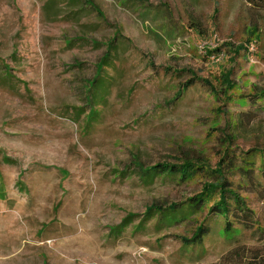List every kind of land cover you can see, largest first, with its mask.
Listing matches in <instances>:
<instances>
[{
  "label": "rangeland",
  "instance_id": "1",
  "mask_svg": "<svg viewBox=\"0 0 264 264\" xmlns=\"http://www.w3.org/2000/svg\"><path fill=\"white\" fill-rule=\"evenodd\" d=\"M89 1L99 13L84 0H0V264H245L239 255L264 253V179L233 177L253 228L227 239L211 216L203 246L188 248L181 238L206 211L175 224L142 216L198 194L203 179L146 183L134 165L203 157L214 168L230 135L236 155L264 149V100L249 98L264 90V0ZM116 33L101 96L89 81Z\"/></svg>",
  "mask_w": 264,
  "mask_h": 264
},
{
  "label": "trees",
  "instance_id": "2",
  "mask_svg": "<svg viewBox=\"0 0 264 264\" xmlns=\"http://www.w3.org/2000/svg\"><path fill=\"white\" fill-rule=\"evenodd\" d=\"M247 1L256 2L257 0ZM84 3L93 7L98 12V10L90 4L89 0H84ZM255 34L256 33L253 35ZM117 36L118 33L115 34L114 39L106 43V52L96 65L94 77L89 81L90 85L97 84L96 91L101 96L106 90L102 88V83H105L100 81L101 83L99 84V80L101 79L104 67L107 66L108 62L111 60L113 55L112 50L114 49L113 43ZM247 43L250 44V41H247ZM236 49L238 50L237 53H239L240 50L248 52L246 45L238 46ZM214 52L213 50L209 51L212 55V58L209 60H212V62L218 60L217 58L220 56V53L214 54ZM219 80L223 87L221 90L228 91L231 89L232 85L230 84L229 74L225 73L221 75ZM193 82L194 81H187L183 83L176 97L194 86ZM224 94L226 95V92ZM103 98L104 97H102V99ZM246 98L248 99V97ZM249 98L264 100V90H260L258 93L253 91ZM88 99L89 103L92 104L94 99L92 97H87V100ZM245 100L243 99V102ZM95 115L96 111L91 108L86 118L87 124L91 123ZM230 136L231 137L223 136V151L220 153L219 161L214 168H212L209 161L203 157L184 158L179 160L178 163H159L150 167H143L139 162H135L134 165L141 174L140 178L146 183H152L155 178L176 180L182 184L192 182L199 178L203 179L200 192L181 204H169L168 206L154 204L148 207L145 214L142 216L141 224L155 217H158L159 220H165L169 224H175L184 220L186 217L201 215L206 211L205 218L196 223L191 236L189 238H181L184 246L188 248L203 246L210 232L205 221L211 216L222 217L224 219V226L221 229V233L222 236L227 239H232L240 235L242 229L253 228L255 225L253 211L247 206L246 199L241 198V195L236 191L233 177L239 175L241 179L246 181L256 176L264 179V149H253L243 154L236 155L230 144V142L234 140L233 135ZM258 185L260 190L264 191V183H258ZM134 218H137V216L128 215L122 222V225L117 227L113 232L123 230L133 222ZM250 253H252V251ZM239 259L240 262H246L245 264H264V253L251 254L250 259H246V257L242 258L239 255L238 260Z\"/></svg>",
  "mask_w": 264,
  "mask_h": 264
}]
</instances>
